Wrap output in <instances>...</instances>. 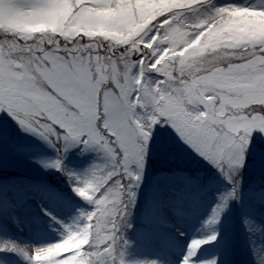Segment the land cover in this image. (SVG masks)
<instances>
[{"label": "snow or ice", "instance_id": "1", "mask_svg": "<svg viewBox=\"0 0 264 264\" xmlns=\"http://www.w3.org/2000/svg\"><path fill=\"white\" fill-rule=\"evenodd\" d=\"M196 3L206 5L210 0ZM127 7L120 0H0V111L61 152L63 142L72 141L98 146L113 159L112 170L94 172L74 187L95 205L87 222L69 230L61 242L37 249L31 257L35 264H60L76 252L82 253L77 264L81 260L123 264L118 255L119 230L158 123L170 125L224 173H234L253 154L264 159V144L251 140L254 131L264 133V94H254L257 89L264 93V41L253 45L251 56L241 65L218 68L207 77H186L183 68L157 64L169 48L164 40L171 28L165 25L169 15L153 21L134 39L114 35H126L139 22L128 15ZM189 7L197 9L195 3ZM247 8L264 12V8ZM109 9L111 14L104 15L102 10ZM223 13L224 9L216 10L217 15ZM207 23L211 21L205 27ZM10 24H43L50 30L33 34L16 31ZM154 37L157 43H152ZM150 73L162 79H151ZM54 166L60 170L62 161ZM228 178L233 183L230 195L236 198L238 178ZM222 207L214 209L209 222L218 219ZM216 238L214 234L207 240H192L183 264H190L197 249ZM85 240L79 248L60 251Z\"/></svg>", "mask_w": 264, "mask_h": 264}, {"label": "rangeland", "instance_id": "2", "mask_svg": "<svg viewBox=\"0 0 264 264\" xmlns=\"http://www.w3.org/2000/svg\"><path fill=\"white\" fill-rule=\"evenodd\" d=\"M120 3L128 6L130 17L139 18L126 35L114 34L125 41L169 15L165 25L171 24V28L164 38L169 48L157 64L183 68L186 77H207L218 68L241 65L251 56L253 45L264 41V12L247 8H264V0H210L206 5L196 0ZM194 3L197 9L193 11L189 5ZM218 9L224 13L217 15ZM102 11L104 15L112 12ZM207 21L211 23L205 27ZM9 27L33 34L50 30L43 24ZM152 43H157V38ZM149 77L162 79L156 73ZM254 94L264 93L257 89ZM251 140L264 144V133L254 131ZM62 147L61 152L59 146L0 111V264H35L31 257L37 249L61 242L69 230L82 227L95 210L94 203L80 197L74 187L91 179L94 172L112 170V157L95 145L64 141ZM253 157L242 161L234 173H224L170 125H155L141 179L131 189L135 195L119 230L118 255L123 264H168L169 260V264H183L188 243L214 234L217 238L201 245L190 264H264V159L256 154ZM57 160L62 161L60 170L54 166ZM229 175L238 178L236 198L230 195L233 183ZM220 205L218 219L209 222ZM82 243L87 240L69 243L60 251L79 248ZM81 255L76 252L60 264H77Z\"/></svg>", "mask_w": 264, "mask_h": 264}, {"label": "bare ground", "instance_id": "3", "mask_svg": "<svg viewBox=\"0 0 264 264\" xmlns=\"http://www.w3.org/2000/svg\"><path fill=\"white\" fill-rule=\"evenodd\" d=\"M160 216H163V215H160ZM190 236V235H189ZM1 238L2 239H4V237H3V235L1 236ZM189 246H190V244L188 243V247L186 246V252L188 253V250H189ZM171 262V260H169V263ZM168 263V264H169Z\"/></svg>", "mask_w": 264, "mask_h": 264}]
</instances>
